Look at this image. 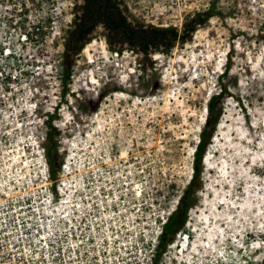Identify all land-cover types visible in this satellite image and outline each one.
I'll return each mask as SVG.
<instances>
[{"label": "rangeland", "instance_id": "obj_1", "mask_svg": "<svg viewBox=\"0 0 264 264\" xmlns=\"http://www.w3.org/2000/svg\"><path fill=\"white\" fill-rule=\"evenodd\" d=\"M22 1L0 0V173L16 164L12 159L24 161L18 150L48 143L46 121L54 114L57 170L67 154L88 166L125 152L129 160L122 163L136 169L129 179L156 184L167 212L193 172L192 151L208 99L226 84L229 93L203 158V183L181 228L194 238L189 227L194 226L198 238L181 244L189 242V257L199 253L194 249L202 243L200 232L214 230L207 218L229 215L240 243L224 238L206 253L217 252L229 264H264V0H221L231 6L226 19L212 17L191 40L168 53H151L144 65L126 43L122 51L111 49L99 25L76 58L66 92L62 52L76 0H26L27 11L19 9ZM209 1L121 0V5L133 20L167 26L181 25ZM39 22L40 29L31 30ZM91 43L89 54L85 48ZM32 161L40 164L37 157ZM138 168H144L140 175ZM231 225L222 226L225 235Z\"/></svg>", "mask_w": 264, "mask_h": 264}, {"label": "built area", "instance_id": "obj_2", "mask_svg": "<svg viewBox=\"0 0 264 264\" xmlns=\"http://www.w3.org/2000/svg\"><path fill=\"white\" fill-rule=\"evenodd\" d=\"M27 1L19 9L27 11ZM40 22L35 23L38 29ZM28 33L24 40L30 38ZM2 49L4 54L12 53ZM17 153L24 161L12 159L16 164L6 165L0 173V264L232 262L217 252L206 253L203 247L190 257V249L183 254L181 243L194 242L198 235L191 225L194 238L180 229L162 247L165 224L180 195L172 200L170 210H161L162 195L157 194L156 184L148 187L140 179H129L136 169L122 163L129 160L125 152L115 154V160L108 155L88 166L73 162V154H67L55 176L46 146ZM36 157L38 165L32 161ZM143 170L138 168V174Z\"/></svg>", "mask_w": 264, "mask_h": 264}, {"label": "trees", "instance_id": "obj_3", "mask_svg": "<svg viewBox=\"0 0 264 264\" xmlns=\"http://www.w3.org/2000/svg\"><path fill=\"white\" fill-rule=\"evenodd\" d=\"M105 1L84 0L83 3H77L76 1L73 6L74 16L71 25L65 29V48L62 52L63 92H66L69 88L67 83L73 72L76 58L86 44L91 41L94 31L99 25L105 27L103 34L111 49L122 51L123 45L126 43L128 48L142 55L140 63L144 65L149 61L151 53L157 51L168 53L178 42L184 44L191 40L194 32L207 25L212 17L218 16L224 20L232 13L229 4L222 3L221 0H210L207 8L196 10L194 13L187 15L181 25L161 26L133 20L129 17L126 8L124 9L121 5V0L110 1L105 17ZM226 71L227 68L219 75V82L221 77L224 78L227 75ZM227 93H229L227 85L220 83V91L213 92L208 99L206 118L199 133V142L196 144L194 151L193 173L185 190L180 195L178 207L165 224L161 243L163 248L175 237L176 232L184 226L190 208L198 199L197 191L203 183V158L207 146L217 130L223 112L222 101ZM54 117L55 115L52 114L46 121L48 143L45 146L51 171L55 176L58 165L56 155L60 144L56 138L58 128L53 123Z\"/></svg>", "mask_w": 264, "mask_h": 264}, {"label": "bare ground", "instance_id": "obj_4", "mask_svg": "<svg viewBox=\"0 0 264 264\" xmlns=\"http://www.w3.org/2000/svg\"><path fill=\"white\" fill-rule=\"evenodd\" d=\"M91 45H92V43L89 44L85 48L86 52H88L89 54H91ZM216 216L217 215L215 214L213 217L207 218V220H206L207 226L213 225L214 230L211 229L208 232L203 230L200 232L199 239L202 243H201L200 247L198 246V244H196L197 246H195V249H194L195 251H199V253H200L202 246H204L203 248L207 249V247H210L211 244H213V243L215 245H221V244H223L224 238L226 239L227 244L234 243L235 245H238V243H240L238 236L241 234V232L239 231L238 228H234V224H233V220H232L234 217L229 216V215L228 216L222 215L221 217H219V218L217 217L216 220H214V217H216ZM225 223H227V226L232 224L229 231H228L229 233L226 235H225L226 230L222 227ZM220 236H222V238H221L222 241L219 240L220 242L218 243L217 240ZM188 248H189V242L184 243V246L182 247L181 252L184 254V252L186 250H188Z\"/></svg>", "mask_w": 264, "mask_h": 264}, {"label": "water", "instance_id": "obj_5", "mask_svg": "<svg viewBox=\"0 0 264 264\" xmlns=\"http://www.w3.org/2000/svg\"><path fill=\"white\" fill-rule=\"evenodd\" d=\"M109 2H110V0H106V2H105V16H106V14H107V11H108V6H109Z\"/></svg>", "mask_w": 264, "mask_h": 264}, {"label": "flooded vegetation", "instance_id": "obj_6", "mask_svg": "<svg viewBox=\"0 0 264 264\" xmlns=\"http://www.w3.org/2000/svg\"><path fill=\"white\" fill-rule=\"evenodd\" d=\"M77 3H83L84 0H76ZM111 1V0H110ZM106 2V1H105ZM110 3V2H109ZM105 7V6H104ZM109 7V6H108ZM108 12V11H107ZM107 15V14H106ZM104 16H105V8H104ZM106 17V16H105ZM130 17V16H129ZM103 26V25H102ZM104 27V26H103ZM105 28V27H104Z\"/></svg>", "mask_w": 264, "mask_h": 264}, {"label": "clouds", "instance_id": "obj_7", "mask_svg": "<svg viewBox=\"0 0 264 264\" xmlns=\"http://www.w3.org/2000/svg\"><path fill=\"white\" fill-rule=\"evenodd\" d=\"M206 112H207V109H206ZM194 151H195V148H194L193 151H192L193 154H194ZM244 244H245V242H244Z\"/></svg>", "mask_w": 264, "mask_h": 264}]
</instances>
